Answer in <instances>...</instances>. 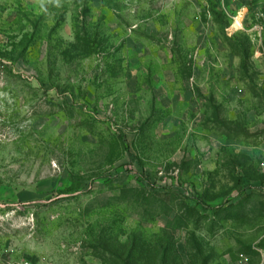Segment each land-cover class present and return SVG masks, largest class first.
Returning <instances> with one entry per match:
<instances>
[{
    "label": "rangeland",
    "instance_id": "obj_1",
    "mask_svg": "<svg viewBox=\"0 0 264 264\" xmlns=\"http://www.w3.org/2000/svg\"><path fill=\"white\" fill-rule=\"evenodd\" d=\"M0 264H264V0H0Z\"/></svg>",
    "mask_w": 264,
    "mask_h": 264
},
{
    "label": "built area",
    "instance_id": "obj_2",
    "mask_svg": "<svg viewBox=\"0 0 264 264\" xmlns=\"http://www.w3.org/2000/svg\"><path fill=\"white\" fill-rule=\"evenodd\" d=\"M204 1H207V0H204Z\"/></svg>",
    "mask_w": 264,
    "mask_h": 264
},
{
    "label": "bare ground",
    "instance_id": "obj_3",
    "mask_svg": "<svg viewBox=\"0 0 264 264\" xmlns=\"http://www.w3.org/2000/svg\"><path fill=\"white\" fill-rule=\"evenodd\" d=\"M237 23V22H236Z\"/></svg>",
    "mask_w": 264,
    "mask_h": 264
}]
</instances>
